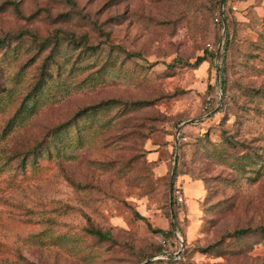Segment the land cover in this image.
Segmentation results:
<instances>
[{"label":"rangeland","instance_id":"obj_1","mask_svg":"<svg viewBox=\"0 0 264 264\" xmlns=\"http://www.w3.org/2000/svg\"><path fill=\"white\" fill-rule=\"evenodd\" d=\"M3 36L0 264H138L174 228L180 264H264V0H0Z\"/></svg>","mask_w":264,"mask_h":264},{"label":"trees","instance_id":"obj_2","mask_svg":"<svg viewBox=\"0 0 264 264\" xmlns=\"http://www.w3.org/2000/svg\"><path fill=\"white\" fill-rule=\"evenodd\" d=\"M11 3L13 4L14 2H11ZM13 6L15 7V4H13ZM26 34L30 35V36L32 37V41H34L36 44H38V45H40V46H44V45L48 44V43L51 42V41H57V40L59 39L58 32H56V33H54V34H51V35H48V36L43 37V38H39V37L36 36V34L31 33L29 30H20V31H18V32L15 33V36H14V37L21 38V37H23V35H26ZM66 35H67L66 37H67L68 39H71V41H72L73 44H75V45H80V44H82V45H84L85 47H87V48H89V49H94V48L98 47V45H99L98 43L90 44V43L88 42L87 38H86L85 36H83V35H81V36H77V37H76L75 34H73V33H69V32L66 33ZM227 41H228V40H226V43H227ZM7 45H9V38H8V36H7V37H6V36L0 37V47H2V46H7ZM127 55L130 56V57H136V56H139L138 53H134V52H128ZM212 58H213V56H212ZM206 60H207V58H205V57H203V56H198L193 62H187V61H186V64L195 67V66L200 65L203 61H206ZM44 81H45V78L40 77V78H39V79L33 84L32 89L30 90V92H29L27 95H30L32 92L37 91L38 88H39L42 84H44ZM221 89H222L223 91H225V90H224V82H223V81H222V84H221ZM25 100H26V99H24V100L19 104L18 108L16 109V111H15L14 114H13V116L11 117L9 127L15 126V125H17V124H21V122H22L23 119L25 118V115L22 114V111H23V109H24ZM107 104H108V102H105L104 104H98L96 107H98V106H100V105H107ZM96 107H95V106H92V107H89L88 109L91 110V109H94V108H96ZM62 126L64 127V123L61 124L60 126H58L56 129L54 128L55 131H57V129H61V128H63ZM54 129H53V130H54ZM37 147H38V146L36 145L34 149H37ZM175 177H176V175H175ZM175 189H176V188L173 187L172 194H171L172 196H171V199H170V208H171V210H172V215H173V216L176 218V220H177V219H178L177 215H178V212L180 211V208H179V206H178V204H177V202H176L175 196H174V190H175ZM175 225H176V224H174V226H175ZM156 231L159 232V233L161 234V235H160L161 237L167 238V239H169L170 241H172V239L174 238V231H178V232H179V230L176 229V228H174V229H170L169 231H164V230H162V229H157ZM248 231H249V228H248V229H247V228H243V229H237V230H235L234 233H236V234H243V233H246V232H248ZM92 232H93L94 234H96V235H97L99 238H101V239H105V238L108 236V234H107L106 232H102L101 230L96 229V228H93V229H92ZM179 233H180V232H179ZM161 250H162V246L159 244V240H158V243L155 245L154 249H153L149 254L144 255V257L138 262V264H141V262H143L145 259L150 258L151 256H153L154 254L160 252ZM183 254H184V251H183ZM17 256H19V255H17ZM182 261H183V260H182ZM182 261L179 260V261L177 262V264L182 263Z\"/></svg>","mask_w":264,"mask_h":264},{"label":"built area","instance_id":"obj_3","mask_svg":"<svg viewBox=\"0 0 264 264\" xmlns=\"http://www.w3.org/2000/svg\"><path fill=\"white\" fill-rule=\"evenodd\" d=\"M218 19L217 17L215 18ZM178 189L174 190V196L177 204L179 205ZM159 244L162 250L150 258L145 259L141 264H177L181 259V252L184 249V242L181 234L174 231V238L170 241L167 238L159 237Z\"/></svg>","mask_w":264,"mask_h":264},{"label":"water","instance_id":"obj_4","mask_svg":"<svg viewBox=\"0 0 264 264\" xmlns=\"http://www.w3.org/2000/svg\"><path fill=\"white\" fill-rule=\"evenodd\" d=\"M222 3V0H221ZM180 128H178L177 130L179 131ZM176 156H174V161H173V166H172V170H171V177H170V185H169V191L170 193H172L173 190V180H174V176H175V170H176ZM170 199H171V194H170Z\"/></svg>","mask_w":264,"mask_h":264}]
</instances>
